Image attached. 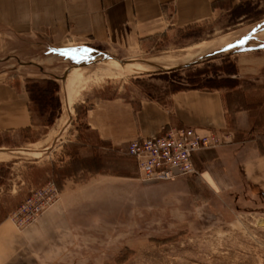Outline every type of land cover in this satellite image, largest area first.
Here are the masks:
<instances>
[{"label": "rangeland", "instance_id": "1", "mask_svg": "<svg viewBox=\"0 0 264 264\" xmlns=\"http://www.w3.org/2000/svg\"><path fill=\"white\" fill-rule=\"evenodd\" d=\"M243 4L246 15L226 8L217 22L157 41L135 59L95 48L83 56H44L53 60L38 75L23 57L0 66L22 79L32 73L26 90L30 80L56 79L61 103L51 125L36 113L25 131H0V222L13 220L11 213L50 182L61 198L71 179L87 188L75 213L72 244L54 264H264V200L245 205L206 191L202 199L195 189L187 192L170 181H145L130 157L101 141L85 121L89 95L161 97L191 86L186 77L199 70L229 77L228 70L242 95L238 110L246 112L233 119L230 113V127L240 139L254 138L264 152V0ZM200 43L196 57L187 58L194 50L186 49Z\"/></svg>", "mask_w": 264, "mask_h": 264}, {"label": "crops", "instance_id": "2", "mask_svg": "<svg viewBox=\"0 0 264 264\" xmlns=\"http://www.w3.org/2000/svg\"><path fill=\"white\" fill-rule=\"evenodd\" d=\"M241 2L0 0V66L6 61L9 65V58L23 57L28 59L23 64L32 66L38 75L47 71L44 64L53 60L44 56L55 58L68 51L83 56L95 48L120 59H135L154 48L157 41L186 37L193 27L217 22L224 9ZM15 74L0 69V131H25L33 123L26 90V79L33 74L28 73L25 79ZM69 77L66 72L65 88ZM87 99L85 121L89 129L127 156L132 140L160 134L170 127L230 133L226 144L194 153L196 173L170 184L187 192L195 189L202 199L206 191L213 197L242 200L245 205L264 200V154L254 138L240 139L229 126L230 113L233 119L237 113L246 112H232L224 91L189 88L161 97L117 94L105 98L89 95ZM86 185L65 181L60 200L27 228H19L9 218L2 220L0 264L56 263L72 244L75 213L83 205Z\"/></svg>", "mask_w": 264, "mask_h": 264}, {"label": "built area", "instance_id": "3", "mask_svg": "<svg viewBox=\"0 0 264 264\" xmlns=\"http://www.w3.org/2000/svg\"><path fill=\"white\" fill-rule=\"evenodd\" d=\"M230 139V133L170 127L160 134L132 140L127 152L143 180L171 181L197 172L193 163L195 152L219 147ZM59 200L60 191L50 182L33 192L10 216L18 227L25 228Z\"/></svg>", "mask_w": 264, "mask_h": 264}, {"label": "trees", "instance_id": "4", "mask_svg": "<svg viewBox=\"0 0 264 264\" xmlns=\"http://www.w3.org/2000/svg\"><path fill=\"white\" fill-rule=\"evenodd\" d=\"M244 4L241 2L239 5L234 7V10L239 13L240 16H244L247 13V7H243ZM222 72V68L218 67ZM229 77H221V75H216L213 73L212 76H207L205 71L199 70L198 73L194 75H189L186 80L191 86H178L176 90L182 89H215V90H227L226 101L228 103L229 109L234 111H240L239 106L236 104L237 100H241L239 90L236 89V85H233L234 79H232V72L226 70ZM204 78V79H203ZM60 91V84L54 78L47 79H33L28 81L27 92L30 98V112L32 116V122L36 120L35 114L38 116L45 117L44 125H51L55 119L58 117L60 108V97L58 95ZM239 96V97H238ZM230 126V124H229ZM262 152V151H261ZM264 154V152H262Z\"/></svg>", "mask_w": 264, "mask_h": 264}, {"label": "bare ground", "instance_id": "5", "mask_svg": "<svg viewBox=\"0 0 264 264\" xmlns=\"http://www.w3.org/2000/svg\"><path fill=\"white\" fill-rule=\"evenodd\" d=\"M219 40H221V42L223 41V40H226V38L224 37V38H221V39H219ZM203 43H205V42H203ZM203 43H200V44H197L194 48H188V49H186V50H189V51H192V50H194V53L192 52V53H189L188 55H186L187 56V58L188 57H192L193 56V58L194 57H196V51L195 50H197L198 48H201L202 46H203ZM223 43V42H222ZM204 47V46H203ZM215 50V49H214ZM211 51V50H210ZM185 52V51H184ZM186 54V53H185Z\"/></svg>", "mask_w": 264, "mask_h": 264}]
</instances>
